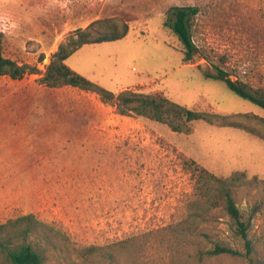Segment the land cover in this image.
<instances>
[{
    "label": "rangeland",
    "instance_id": "374dc122",
    "mask_svg": "<svg viewBox=\"0 0 264 264\" xmlns=\"http://www.w3.org/2000/svg\"><path fill=\"white\" fill-rule=\"evenodd\" d=\"M179 7L199 9L190 62L165 25ZM98 20L128 24L129 34L75 52L66 63L79 74L117 94L159 92L195 111L264 118V109L207 77L221 69L264 94V0H0L4 55L40 70L0 77V225L33 214L64 234L70 260L52 255L48 264H84L79 250L127 239L142 244L137 264H250L228 217L210 225L211 239L242 256L210 257L211 240L178 231L195 199L196 167L220 178L244 172L257 182L243 188L239 205L253 215L252 258L264 264L262 138L205 121L178 133L121 116L95 93L40 83L60 45Z\"/></svg>",
    "mask_w": 264,
    "mask_h": 264
},
{
    "label": "trees",
    "instance_id": "16d2710c",
    "mask_svg": "<svg viewBox=\"0 0 264 264\" xmlns=\"http://www.w3.org/2000/svg\"><path fill=\"white\" fill-rule=\"evenodd\" d=\"M199 13L197 7H179L175 9L174 18L166 21L185 47V61L193 60L198 51L193 40V26ZM128 24L119 26L113 20H98L87 29H79L66 44L60 45L48 65L40 83L49 88L75 87L99 95L105 104L117 108L121 116L142 117L170 127L174 132H190V123L205 121L219 126L243 129L264 140V118L251 114L222 115L195 111L187 106L170 100L163 93H145L139 90H126L119 94L110 91L98 83L79 74L66 61L80 48L117 42L129 34ZM3 33H0V77L9 76L14 80L22 79L26 74H40L37 66L19 64L4 55ZM217 74L208 78L225 82L229 89L240 98L250 101L264 109V94L253 92L240 83L233 81L228 74L217 69ZM195 199L190 203V214L179 225L182 238L197 237L211 240L214 249L206 255L217 257L223 254L242 256L222 241L212 240L210 225L219 217H228L235 234L244 240L250 264H255L253 247L249 240L253 215L246 217L239 205L243 188L257 182L256 178L248 180L246 173L236 172L229 178H220L204 168H195ZM142 244L127 239L109 246H89L79 250L80 263L94 264L97 259L107 264H137ZM70 246L66 236L33 214L10 219L0 225V264H48L52 255L65 256L70 260Z\"/></svg>",
    "mask_w": 264,
    "mask_h": 264
}]
</instances>
